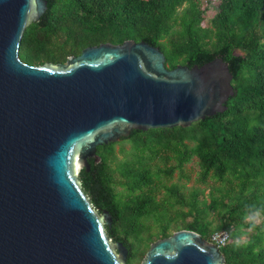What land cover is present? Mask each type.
Segmentation results:
<instances>
[{
    "label": "water",
    "instance_id": "water-1",
    "mask_svg": "<svg viewBox=\"0 0 264 264\" xmlns=\"http://www.w3.org/2000/svg\"><path fill=\"white\" fill-rule=\"evenodd\" d=\"M47 0H0V264H125L78 173L97 146L132 130L187 127L223 112L235 94L228 62L169 68L145 40L85 47L66 62L29 65L25 27ZM140 264H225L198 232L178 229L150 243Z\"/></svg>",
    "mask_w": 264,
    "mask_h": 264
},
{
    "label": "trees",
    "instance_id": "trees-1",
    "mask_svg": "<svg viewBox=\"0 0 264 264\" xmlns=\"http://www.w3.org/2000/svg\"><path fill=\"white\" fill-rule=\"evenodd\" d=\"M47 2L21 37L18 56L29 65L64 63L87 46L134 39L158 46L169 68L222 57L233 75L235 94L225 111L187 127L134 129L97 146L99 160L88 159L90 169L78 173L93 206L112 216L108 237L132 247L125 264L135 246L140 264L151 242L178 229L207 240L226 229L225 264H264V0H219L207 26L201 0ZM193 156L199 186L186 192L171 178L177 171L185 176ZM151 218L155 230L146 223Z\"/></svg>",
    "mask_w": 264,
    "mask_h": 264
},
{
    "label": "rangeland",
    "instance_id": "rangeland-1",
    "mask_svg": "<svg viewBox=\"0 0 264 264\" xmlns=\"http://www.w3.org/2000/svg\"><path fill=\"white\" fill-rule=\"evenodd\" d=\"M202 1V8L205 9L203 16V25L207 26L209 25L210 19L215 15L216 13V7L219 3V0H201ZM124 146L126 149L130 148V145L128 142L124 143ZM121 144L117 143L115 144V152L118 156V158L123 157V153L120 152ZM186 174L182 178H180L178 171L174 173L173 177L171 178L172 182H177L181 186H185L184 190L187 192L189 189H191L193 186H199L198 176H199V166L197 163V157L193 156V158L185 165ZM204 186V185H203ZM202 186V187H203ZM118 189H120V186H117ZM205 192H208V188H206ZM250 218L254 219L255 222H259L261 220V217L257 214H251ZM190 219V217H188ZM219 220L216 218L213 221V225L217 224ZM148 225H151L153 228L152 230H155L156 221H154L152 218L146 222ZM247 235L243 234L241 235L240 239L244 240L246 239ZM139 256V248L134 247L133 249V258L132 262L130 264H136L137 258ZM140 263V262H139Z\"/></svg>",
    "mask_w": 264,
    "mask_h": 264
},
{
    "label": "built area",
    "instance_id": "built-area-1",
    "mask_svg": "<svg viewBox=\"0 0 264 264\" xmlns=\"http://www.w3.org/2000/svg\"><path fill=\"white\" fill-rule=\"evenodd\" d=\"M230 239L229 231L226 229H219L211 232L209 241L217 246L218 249L225 246Z\"/></svg>",
    "mask_w": 264,
    "mask_h": 264
},
{
    "label": "flooded vegetation",
    "instance_id": "flooded-vegetation-1",
    "mask_svg": "<svg viewBox=\"0 0 264 264\" xmlns=\"http://www.w3.org/2000/svg\"><path fill=\"white\" fill-rule=\"evenodd\" d=\"M90 159V158H89ZM165 237H167V236H165ZM159 238H164V237H159ZM158 239V238H157ZM156 240V239H155ZM128 246V245H127ZM128 248L130 249V252H129V255L131 254V252H132V247H129L128 246ZM144 257V256H143ZM141 262V261H140Z\"/></svg>",
    "mask_w": 264,
    "mask_h": 264
}]
</instances>
